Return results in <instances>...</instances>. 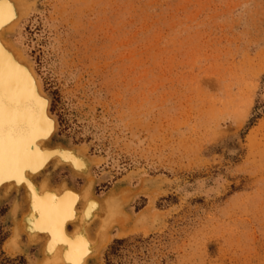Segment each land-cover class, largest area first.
<instances>
[{
  "label": "rangeland",
  "instance_id": "374dc122",
  "mask_svg": "<svg viewBox=\"0 0 264 264\" xmlns=\"http://www.w3.org/2000/svg\"><path fill=\"white\" fill-rule=\"evenodd\" d=\"M23 1L5 37L50 99L52 143L88 152L99 199L133 194L128 233L91 263L264 264V0ZM24 210L1 193L0 264H39L41 241L12 246Z\"/></svg>",
  "mask_w": 264,
  "mask_h": 264
},
{
  "label": "bare ground",
  "instance_id": "6f19581e",
  "mask_svg": "<svg viewBox=\"0 0 264 264\" xmlns=\"http://www.w3.org/2000/svg\"><path fill=\"white\" fill-rule=\"evenodd\" d=\"M26 12L23 0H0V61L7 69L0 68V198L2 192L7 195L23 190L25 203L12 246L16 248L19 232H25L30 243L43 244L39 264H92L91 260L110 242L109 232L115 225L120 226L118 238L128 233L123 226L128 219L124 205L133 194L128 191L116 195L111 191L104 200L99 199L92 191L93 159L88 152L75 144L52 143L58 120L50 112V99L32 65L5 37ZM14 70L45 99V115L50 120L47 128L43 116L31 109L27 89L16 85ZM49 166L67 168L74 179H87L86 185L80 189L64 181L54 185L49 176L37 181ZM144 219L142 215L139 221Z\"/></svg>",
  "mask_w": 264,
  "mask_h": 264
},
{
  "label": "water",
  "instance_id": "95a60500",
  "mask_svg": "<svg viewBox=\"0 0 264 264\" xmlns=\"http://www.w3.org/2000/svg\"><path fill=\"white\" fill-rule=\"evenodd\" d=\"M5 63H7V62H5ZM0 68L2 70L4 69L5 72L7 71L6 66H5V64L2 61H0ZM4 75H6V74L4 73ZM15 75H16V79H15L16 80V85L19 84L20 87H21V89L23 91H25V88L27 89V96L30 99L31 109H33L36 112H38L39 116H43V118H44V124L46 125V128H47V125L48 126L50 125V123H49L50 120L45 115V105H46L45 99L42 98L41 96H39L34 91V89L32 88V86H30V82L28 83V81H26L25 79H23V77H20L18 74H16V71L13 72L12 76H15Z\"/></svg>",
  "mask_w": 264,
  "mask_h": 264
},
{
  "label": "crops",
  "instance_id": "0c3cea01",
  "mask_svg": "<svg viewBox=\"0 0 264 264\" xmlns=\"http://www.w3.org/2000/svg\"><path fill=\"white\" fill-rule=\"evenodd\" d=\"M55 184V183H54ZM20 234H18V239L19 241H21L22 243H24V247H22L20 249L19 253H27V252H31L32 246H28V241L29 238L27 237V235L25 234V232H19ZM24 233V234H23ZM42 242H40L38 245L34 246V251L32 253L33 257L35 258L36 262H40L42 259V254H41V249H42ZM24 249V250H23ZM30 254V253H29ZM41 258V259H40ZM98 264V263H96Z\"/></svg>",
  "mask_w": 264,
  "mask_h": 264
},
{
  "label": "trees",
  "instance_id": "16d2710c",
  "mask_svg": "<svg viewBox=\"0 0 264 264\" xmlns=\"http://www.w3.org/2000/svg\"><path fill=\"white\" fill-rule=\"evenodd\" d=\"M120 242H123V240H116V243L118 244V243H120ZM109 256V251H108V253H106V263L107 264H109V258H107Z\"/></svg>",
  "mask_w": 264,
  "mask_h": 264
}]
</instances>
